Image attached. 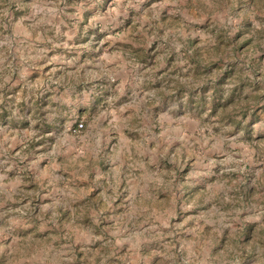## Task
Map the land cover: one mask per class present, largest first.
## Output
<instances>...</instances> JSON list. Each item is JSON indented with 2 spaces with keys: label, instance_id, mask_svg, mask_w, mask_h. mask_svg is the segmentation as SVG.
Here are the masks:
<instances>
[{
  "label": "rangeland",
  "instance_id": "374dc122",
  "mask_svg": "<svg viewBox=\"0 0 264 264\" xmlns=\"http://www.w3.org/2000/svg\"><path fill=\"white\" fill-rule=\"evenodd\" d=\"M138 41L154 134L130 194L119 94L95 84ZM262 236L264 0H0V264H264Z\"/></svg>",
  "mask_w": 264,
  "mask_h": 264
},
{
  "label": "crops",
  "instance_id": "0c3cea01",
  "mask_svg": "<svg viewBox=\"0 0 264 264\" xmlns=\"http://www.w3.org/2000/svg\"><path fill=\"white\" fill-rule=\"evenodd\" d=\"M130 25L131 24L129 23L128 27H130ZM146 25H150V23ZM138 29H142V24L141 26H138ZM133 34L139 36L137 32H133ZM132 39L136 40L135 38ZM138 42L139 43L137 45L132 42H130L131 46L127 45L130 53H126L127 49L126 51H118L121 54L118 55L119 59L115 62L119 63L117 65H120V68L119 71H117L114 84L111 85L106 82L107 78H104V83L95 84V86L98 85L99 87L101 97H106L107 95V98H111V96H108V93L112 88L116 91V94H119L117 95L120 98L118 102L120 115H116V120H119V131L118 138H116V140L118 142V149L122 152L118 155L121 164L119 165V168H117L116 172H118L120 176L118 179V186L121 185L123 188L128 189L130 194L137 193L141 188L148 189L150 187L151 175L148 165H150L151 162L150 157H147V152L150 151V143H144V140L150 139V135L154 134L153 131L150 132V126H152V122L150 120V64L148 65V61H150V50L146 48V42L144 44H141L140 41ZM148 45L150 46L149 42ZM137 52H139V55L145 54V56H142L144 58L143 60L147 61L144 62V65L140 63L143 62L140 57L138 58L141 61L135 58V54ZM190 62L193 64V67H197L196 70L199 71L198 61L196 59H192ZM138 64L140 65V68L137 67ZM163 73L164 72L160 73L158 77H162ZM173 87L174 90L172 93L175 92V94H173V98L176 96V93L180 95V100L178 102L181 109H190L193 111V116H198L197 109L199 110L201 108V95L199 89L195 87V89L191 91L185 88V85H174ZM83 93L85 94V89ZM84 100L86 101V98H84ZM175 103L176 101H174V104ZM177 120L181 121L180 118L176 117V122H178ZM70 127L68 128L69 132ZM168 128L174 130L176 133H182L184 130L181 124H170ZM136 139L139 140L138 144L140 146L137 148V152H135L136 147H134V154L137 157L141 156L143 160L142 165L138 170H136V166L139 165L138 161L133 160V162H127L128 158L126 160L123 159V157L121 158V156L125 157L124 154L126 151H129L128 154L132 155L130 151L131 144L129 143H133ZM130 167L134 168L136 172H133ZM106 173L107 171H105V174ZM126 175H129L128 179L126 178ZM251 237L252 236H250V243H252L254 248L258 249L260 245L258 240H251ZM262 239H264V236H262ZM190 243L192 246H200L199 239L197 241L192 240Z\"/></svg>",
  "mask_w": 264,
  "mask_h": 264
},
{
  "label": "built area",
  "instance_id": "2783aa9c",
  "mask_svg": "<svg viewBox=\"0 0 264 264\" xmlns=\"http://www.w3.org/2000/svg\"><path fill=\"white\" fill-rule=\"evenodd\" d=\"M83 127L82 122H78L70 127V132L72 134L77 133Z\"/></svg>",
  "mask_w": 264,
  "mask_h": 264
}]
</instances>
